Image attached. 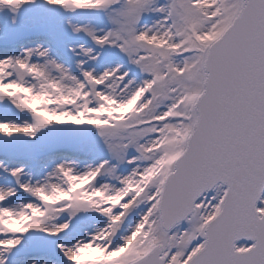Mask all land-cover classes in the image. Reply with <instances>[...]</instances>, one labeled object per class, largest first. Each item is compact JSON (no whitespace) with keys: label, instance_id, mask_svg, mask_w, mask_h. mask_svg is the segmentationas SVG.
<instances>
[{"label":"snow or ice","instance_id":"1","mask_svg":"<svg viewBox=\"0 0 264 264\" xmlns=\"http://www.w3.org/2000/svg\"><path fill=\"white\" fill-rule=\"evenodd\" d=\"M0 264H264V0H0Z\"/></svg>","mask_w":264,"mask_h":264}]
</instances>
